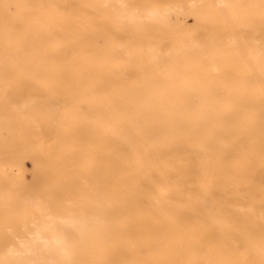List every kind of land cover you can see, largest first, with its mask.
<instances>
[{
	"label": "bare ground",
	"instance_id": "bare-ground-1",
	"mask_svg": "<svg viewBox=\"0 0 264 264\" xmlns=\"http://www.w3.org/2000/svg\"><path fill=\"white\" fill-rule=\"evenodd\" d=\"M0 118L68 176L0 264H264V0H0Z\"/></svg>",
	"mask_w": 264,
	"mask_h": 264
},
{
	"label": "rangeland",
	"instance_id": "rangeland-1",
	"mask_svg": "<svg viewBox=\"0 0 264 264\" xmlns=\"http://www.w3.org/2000/svg\"><path fill=\"white\" fill-rule=\"evenodd\" d=\"M189 18L188 23L193 25L192 17ZM85 89L90 90V88ZM5 90L10 92V88L6 87ZM59 105L60 103H57V106ZM10 120L12 119L9 118ZM2 121L3 119L0 118V248L7 250L28 243L40 244L41 241L31 240L37 228H61L64 233L66 232L68 227L62 222L44 223V221L68 219L66 210L54 207L56 204L59 205L60 201L52 200V197H56L54 196L57 194L56 191L66 186L68 176L63 174L64 169L56 158L45 160L44 154L36 151L34 143L25 142L22 138L21 140L20 136L10 129L14 126H5ZM31 121L29 119V122ZM56 129H52L50 134H45L44 128H36L37 132H42L41 135H36L38 142L46 146H55L52 136ZM79 129L80 127L71 126L68 139L72 138ZM22 150L23 153L19 154ZM74 170L69 176L74 179L72 183L91 181L92 167L87 169L84 178L78 180H75L79 177ZM37 205L41 208L38 209ZM71 212L79 214L77 208H73ZM53 253V257L57 259L58 251L55 250Z\"/></svg>",
	"mask_w": 264,
	"mask_h": 264
}]
</instances>
